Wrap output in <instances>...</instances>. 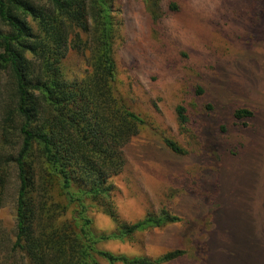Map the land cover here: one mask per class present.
Here are the masks:
<instances>
[{
	"label": "rangeland",
	"instance_id": "1",
	"mask_svg": "<svg viewBox=\"0 0 264 264\" xmlns=\"http://www.w3.org/2000/svg\"><path fill=\"white\" fill-rule=\"evenodd\" d=\"M114 6L119 89L146 121L124 148L123 171L110 178L114 203L125 222L164 210L182 220L100 247L153 259L187 252L168 264H264V0H165L156 20L144 0ZM87 58L68 50L71 78L84 75ZM243 108L253 116L237 119ZM165 138L186 153L171 151ZM89 215L96 230L116 231L99 206ZM15 237L12 179L0 210V264H22L21 255L9 254Z\"/></svg>",
	"mask_w": 264,
	"mask_h": 264
},
{
	"label": "trees",
	"instance_id": "2",
	"mask_svg": "<svg viewBox=\"0 0 264 264\" xmlns=\"http://www.w3.org/2000/svg\"><path fill=\"white\" fill-rule=\"evenodd\" d=\"M144 1L153 19L161 18L165 0ZM170 8L177 10L174 2ZM119 25L114 0H0V210L14 179L9 254L21 255L22 264H168L187 253L173 249L153 259L100 247L182 220L164 210L125 222L114 203L110 178L123 171L124 148L146 125L119 89ZM72 48L88 52L82 77L65 70ZM177 111L187 123L185 108ZM252 116L235 112L237 119ZM164 141L186 153L177 141ZM95 205L116 222L114 233L96 230L89 215Z\"/></svg>",
	"mask_w": 264,
	"mask_h": 264
}]
</instances>
